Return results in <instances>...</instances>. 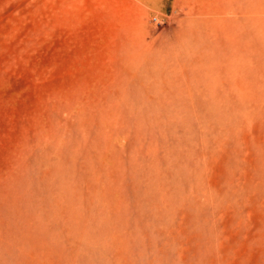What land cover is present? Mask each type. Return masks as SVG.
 I'll use <instances>...</instances> for the list:
<instances>
[{
  "label": "rangeland",
  "instance_id": "obj_1",
  "mask_svg": "<svg viewBox=\"0 0 264 264\" xmlns=\"http://www.w3.org/2000/svg\"><path fill=\"white\" fill-rule=\"evenodd\" d=\"M0 264H264V0H0Z\"/></svg>",
  "mask_w": 264,
  "mask_h": 264
},
{
  "label": "bare ground",
  "instance_id": "obj_2",
  "mask_svg": "<svg viewBox=\"0 0 264 264\" xmlns=\"http://www.w3.org/2000/svg\"><path fill=\"white\" fill-rule=\"evenodd\" d=\"M67 204V203H66Z\"/></svg>",
  "mask_w": 264,
  "mask_h": 264
}]
</instances>
